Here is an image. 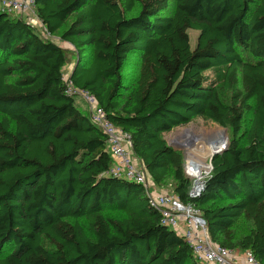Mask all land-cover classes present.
Returning <instances> with one entry per match:
<instances>
[{"label": "trees", "instance_id": "1", "mask_svg": "<svg viewBox=\"0 0 264 264\" xmlns=\"http://www.w3.org/2000/svg\"><path fill=\"white\" fill-rule=\"evenodd\" d=\"M168 1L34 0L45 33L76 52L67 80L66 50L0 10V264H205L161 223L140 185L105 175L106 136L67 84L129 137L153 188L171 180L212 242L264 264V0H174L166 18ZM188 31L198 33L194 48ZM135 56V85L120 99L121 70ZM218 88L232 92L230 105ZM195 118L231 138L190 198L168 136ZM239 221L245 233L235 232Z\"/></svg>", "mask_w": 264, "mask_h": 264}, {"label": "built area", "instance_id": "2", "mask_svg": "<svg viewBox=\"0 0 264 264\" xmlns=\"http://www.w3.org/2000/svg\"><path fill=\"white\" fill-rule=\"evenodd\" d=\"M0 10L11 16L24 19V17L27 18L29 15L35 14V3L34 0H0ZM26 22L31 24L30 18ZM67 94L74 97L78 95L88 104L90 123L106 136V146L112 163L105 175L140 185L148 197V203L159 211L161 223L175 231L191 246L192 253L199 262L205 264H259L249 251L239 253L212 242L208 236L204 219L193 205L183 204L174 195L154 190L143 168L136 166L131 160L128 150L129 137L106 118L105 112L96 105L91 95L73 89L68 84ZM183 170L192 181L188 195L190 198H196L203 189L202 177L199 180L193 179L188 168V159L183 162ZM210 171L211 165H209V172L204 174L208 175Z\"/></svg>", "mask_w": 264, "mask_h": 264}, {"label": "rangeland", "instance_id": "3", "mask_svg": "<svg viewBox=\"0 0 264 264\" xmlns=\"http://www.w3.org/2000/svg\"><path fill=\"white\" fill-rule=\"evenodd\" d=\"M136 12V8L132 13H129V15H133ZM174 12V0H169L166 10L162 13L163 17L170 18L172 17V14ZM31 20V24L35 27V29L46 39L52 41L56 45L64 48L67 53V64L65 65L63 69V77L64 80H67L68 75L70 74L72 68L75 66L76 62V52L75 50L68 44L62 43L59 40V34H55L54 36H48L45 31L43 30L42 26L40 25L39 21L37 20L36 15H29L27 18L24 17V20L27 19ZM190 45L192 48L196 45V40L198 33L195 31H188ZM82 60L83 64L85 66L90 61V49L85 48L83 50L82 54ZM122 74V89L120 91V99H123L131 89H133L137 74H138V61L137 57H129L128 60L125 62V65L123 66L121 70ZM239 87V86H238ZM218 96L220 101L223 104L230 105L231 98H232V92L228 91L223 88H218ZM76 103H80L83 105L84 110H88V104L78 95L75 96ZM77 104V105H78ZM250 107L253 108V103L250 102ZM82 108V109H83ZM252 112H248L244 114L243 123H242V134L240 135L239 141L240 143H244V133L247 129L250 120H251ZM1 118V116H0ZM223 132L224 136L226 138V143L228 146V143L230 142V132L226 129H223L216 125L215 123L205 120L203 118H195L187 125H182L170 132L168 139L171 143L172 147L181 152L183 156V162L188 159L189 164L191 162L200 164L201 168V174L199 176V179L202 177V182L205 180V178L209 175H205L204 173L209 172V165H210V156L204 157L203 154L205 151L207 152L209 149H212L214 147L216 139H213L211 136L218 133ZM212 154V153H211ZM131 160H133L132 155L130 154ZM204 174V175H202ZM195 177L193 176V179ZM198 179V180H199ZM171 180L168 178L167 181L164 183L162 188H154L155 191H161L162 193L171 194L170 190ZM160 193V192H159ZM112 216H118L117 213H112ZM81 224L85 226V222L81 220ZM247 225L244 223H241L240 221L235 225V232L237 234L239 233H245L247 231ZM240 253V252H239Z\"/></svg>", "mask_w": 264, "mask_h": 264}, {"label": "bare ground", "instance_id": "4", "mask_svg": "<svg viewBox=\"0 0 264 264\" xmlns=\"http://www.w3.org/2000/svg\"><path fill=\"white\" fill-rule=\"evenodd\" d=\"M211 137L213 139L218 140V141L215 142V144L213 145L214 147H212V149H209L207 152L205 151V153L203 154L204 157L211 155V153H213L214 150L219 149L226 142V138H225L224 133L222 131L212 135ZM188 168H189V171L192 174V176L195 177L194 179L198 180L199 176L201 174L200 164L194 163V162H191L189 164V162H188Z\"/></svg>", "mask_w": 264, "mask_h": 264}, {"label": "water", "instance_id": "5", "mask_svg": "<svg viewBox=\"0 0 264 264\" xmlns=\"http://www.w3.org/2000/svg\"><path fill=\"white\" fill-rule=\"evenodd\" d=\"M226 148H227V143L225 142V144L223 146H221L219 149L214 150L213 153L210 156V163L216 157H218L219 155H221L222 153H224L226 151Z\"/></svg>", "mask_w": 264, "mask_h": 264}, {"label": "crops", "instance_id": "6", "mask_svg": "<svg viewBox=\"0 0 264 264\" xmlns=\"http://www.w3.org/2000/svg\"><path fill=\"white\" fill-rule=\"evenodd\" d=\"M78 104V103H77ZM81 110H84V108H83V105L82 104H78L77 105ZM83 108V109H82ZM128 150H129V152H130V154H131V146H130V143H129V148H128ZM132 155V154H131ZM133 157V156H132ZM133 162H134V164L136 165V166H138V167H142V165H141V163L136 159V158H134L133 157ZM158 192V191H157ZM159 192H161V191H159Z\"/></svg>", "mask_w": 264, "mask_h": 264}]
</instances>
